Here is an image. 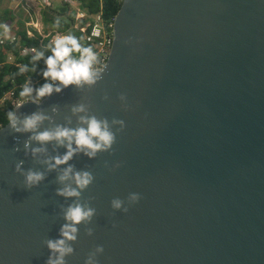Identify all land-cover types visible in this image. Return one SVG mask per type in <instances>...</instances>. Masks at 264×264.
Here are the masks:
<instances>
[{
	"label": "water",
	"instance_id": "water-1",
	"mask_svg": "<svg viewBox=\"0 0 264 264\" xmlns=\"http://www.w3.org/2000/svg\"><path fill=\"white\" fill-rule=\"evenodd\" d=\"M94 72L0 127V264H47L77 203L95 214L65 264H264V0H122ZM91 117L112 145L51 167L66 146L35 137ZM69 165L92 183L62 181Z\"/></svg>",
	"mask_w": 264,
	"mask_h": 264
},
{
	"label": "clouds",
	"instance_id": "clouds-1",
	"mask_svg": "<svg viewBox=\"0 0 264 264\" xmlns=\"http://www.w3.org/2000/svg\"><path fill=\"white\" fill-rule=\"evenodd\" d=\"M75 53L79 54L78 58L74 55ZM42 58H44L43 52H38L34 56L36 60ZM96 60V53L90 47H82L74 35H57L54 44L51 46V54L44 59L46 67L42 71V76L45 83L39 88L34 89L29 81L28 84L22 87L19 95L21 97H31L33 91H35L36 98H43L50 96L53 92L59 93L63 88L71 85H80L82 82L91 84L94 82L96 76L93 69ZM18 71L20 74H23L27 71V67H19ZM80 110L82 111L83 109ZM8 119L11 122V126L16 127L15 114L8 113ZM41 119L42 117L39 115L26 117L22 122V130L28 131L34 129ZM86 123V128L70 129L58 127L55 132L45 131L35 137L40 142L55 139L58 143L66 146V153L61 157L53 158L54 163L51 167L55 168L59 165L68 164V161L73 158L77 151H84L89 157H94L98 151L105 150L112 145L114 136L108 130L106 122L98 121L95 117H91ZM69 178L73 179L77 188L81 190L93 181L91 173H73L70 165L64 169V174L60 179L63 181ZM43 179L42 173L31 171L26 176V182L29 186ZM77 188L67 186L58 190V194L64 197H79L81 193ZM133 198H135V194H133ZM113 207L119 209L121 201L118 199L114 200ZM94 214L95 209L85 207L79 203L68 206L64 212L65 223L61 225L59 238L47 241V247L50 252L47 264H65V256L74 251L68 242L78 239V226L83 221L90 220ZM99 250L102 251V248Z\"/></svg>",
	"mask_w": 264,
	"mask_h": 264
},
{
	"label": "trees",
	"instance_id": "trees-1",
	"mask_svg": "<svg viewBox=\"0 0 264 264\" xmlns=\"http://www.w3.org/2000/svg\"><path fill=\"white\" fill-rule=\"evenodd\" d=\"M40 1L43 2L45 7L41 9L42 22L45 27L52 28V33L74 35L82 47H90L93 51L94 48L84 38L89 28L88 24L92 22L99 11H101L105 21H110L114 18L120 6L118 0H79L87 17L77 18L76 11L71 8L66 0H59L58 2L56 0ZM1 23L12 25L15 42L0 46V97L10 89H13L15 96H20L19 93L22 87L28 84L29 81L34 89L39 88L42 84L44 80L42 71L46 67L44 59L51 54V46L54 44L55 39L51 40L49 37L41 41L37 31L25 27L24 23L17 20L14 11L10 8V5H7L5 0H0V25ZM29 31L31 34L28 33ZM43 32L47 34L49 29H43ZM22 48H32L34 50L21 53ZM38 52H43L44 58L34 59ZM74 55L77 58L79 56L78 53ZM8 57H12V61H7ZM23 66L27 67V71L20 74L18 69ZM98 67H100V61L97 56L93 69ZM28 98L30 100L37 99L35 91ZM10 112L14 113L9 101L0 106V127L9 121L8 113Z\"/></svg>",
	"mask_w": 264,
	"mask_h": 264
},
{
	"label": "built area",
	"instance_id": "built-area-1",
	"mask_svg": "<svg viewBox=\"0 0 264 264\" xmlns=\"http://www.w3.org/2000/svg\"><path fill=\"white\" fill-rule=\"evenodd\" d=\"M118 1L121 3L122 0H118ZM83 14L84 13H81L79 18H82L84 16ZM113 20L114 18L110 19V21H105L102 17L101 11L97 12L92 22L88 24L89 28L84 37L85 41L94 48V52L99 58L100 66L106 63L108 56L110 54L111 47H112ZM28 33L31 34L30 31ZM39 35L41 37L40 38L41 41H43L44 39L49 38V37L51 40H54L57 37V35H61V34L57 32L56 33L51 32L47 34L40 32ZM14 42H15V37L12 31V25L1 23L0 25V46H3L6 43H14ZM28 50L33 51L34 49L22 48L20 52L26 53ZM7 61L9 62L12 61V57H8ZM44 83H45V80H43L41 85H43ZM40 99L42 98H37V99H32V100H40ZM29 100L30 99L28 97L15 96L13 89H10L0 97V106H3L4 103L9 101L10 105L14 109L19 104L25 101H29Z\"/></svg>",
	"mask_w": 264,
	"mask_h": 264
},
{
	"label": "rangeland",
	"instance_id": "rangeland-1",
	"mask_svg": "<svg viewBox=\"0 0 264 264\" xmlns=\"http://www.w3.org/2000/svg\"><path fill=\"white\" fill-rule=\"evenodd\" d=\"M57 2L59 0H56ZM69 2L72 9L76 11L77 18L80 17L81 13H84L83 17H87V14L83 7H81V2L79 0H66ZM7 5H10V8L16 14L18 21L24 23L25 27L34 28L33 25L38 26L40 32H43V29L52 30V28L45 27V24L42 22L41 9L45 8L43 2L40 0L32 1L27 0V5H21L18 0H5ZM29 23V24H26ZM33 24V25H32ZM41 25V26H40ZM87 25V24H86ZM41 27V28H40Z\"/></svg>",
	"mask_w": 264,
	"mask_h": 264
},
{
	"label": "crops",
	"instance_id": "crops-1",
	"mask_svg": "<svg viewBox=\"0 0 264 264\" xmlns=\"http://www.w3.org/2000/svg\"><path fill=\"white\" fill-rule=\"evenodd\" d=\"M14 1V0H13ZM20 3H21V5H27V0H18ZM30 1V0H29ZM32 1H37V0H32ZM16 15V14H15ZM18 18V17H17ZM19 19V18H18ZM26 24H28V23H26ZM41 26V25H40ZM39 27L38 26H34V28H32V29H34L35 31H37L38 33H40V30L38 29ZM41 28V27H40ZM29 29V28H28ZM48 33H51V30H49V32Z\"/></svg>",
	"mask_w": 264,
	"mask_h": 264
}]
</instances>
